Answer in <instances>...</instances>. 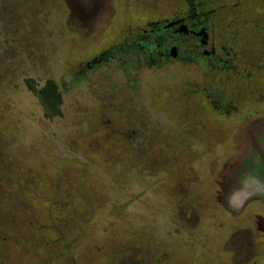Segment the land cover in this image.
I'll list each match as a JSON object with an SVG mask.
<instances>
[{"label":"rangeland","instance_id":"1","mask_svg":"<svg viewBox=\"0 0 264 264\" xmlns=\"http://www.w3.org/2000/svg\"><path fill=\"white\" fill-rule=\"evenodd\" d=\"M202 4L216 10L231 66L134 67L116 53L86 74L98 53L185 10V0H0V264H264V0ZM61 38L64 65L52 78L76 82L62 119L73 132L58 141L61 120L24 95L20 74L30 61L52 63ZM196 92L218 122L209 170L201 150L175 153L209 127V110L203 117L188 102ZM80 104L92 118L88 149L70 117ZM205 180L220 190L203 192Z\"/></svg>","mask_w":264,"mask_h":264},{"label":"flooded vegetation","instance_id":"2","mask_svg":"<svg viewBox=\"0 0 264 264\" xmlns=\"http://www.w3.org/2000/svg\"><path fill=\"white\" fill-rule=\"evenodd\" d=\"M206 0H185V10L173 15L168 19L148 21L133 39L113 46L100 54L102 59L108 55L111 57L112 50L116 49L118 54L124 56H135L139 63L140 59L151 65L169 61L170 59L197 61L200 60L209 68L224 70L229 65V47L226 40L219 42L223 34H219L215 28L213 13L215 9H206L202 2ZM172 24L171 26H168ZM168 26V27H165ZM136 28V27H135ZM220 31V30H219ZM175 48V56L171 57L170 50ZM107 60V59H106ZM100 64L98 58H93L86 67L92 69L94 65ZM205 66V67H206ZM214 78V77H213ZM202 188V187H201Z\"/></svg>","mask_w":264,"mask_h":264},{"label":"trees","instance_id":"3","mask_svg":"<svg viewBox=\"0 0 264 264\" xmlns=\"http://www.w3.org/2000/svg\"><path fill=\"white\" fill-rule=\"evenodd\" d=\"M51 13V12H50ZM58 11L54 10L51 13V16H48V21H49V26L53 29L56 28L57 23L55 24V22L58 20ZM60 15V14H59ZM55 39V35L53 36ZM62 41H65V39L61 38L60 42L63 44V46L61 48L57 47L58 50L56 51V54H53L52 56H50V60L51 58H53V62L50 63L49 61H45V67L42 68L39 63L37 64H33L32 61H30V63L28 64V68H30V70L26 71L24 69H22V73L21 78H22V85L20 87V89L23 91L25 96H29L32 100H35L37 102V104L43 109V113L46 116V118L48 120H50L52 123H57L61 120L62 123V119L65 118V114H64V110H65V91H67L69 88H72L74 83L76 82V80H63L62 83L60 85H58L55 80L52 78V75L54 74V71H56V73L60 72L61 67L64 65V59H62L61 57V50L63 47H65L64 43ZM60 44V43H59ZM61 52V53H60ZM103 53V52H101ZM101 53H98L97 56H95L94 58H98L100 61V64H96L94 65V68L90 69L88 67H86V65L82 66V68L85 70L86 74H91L94 69L102 64H105L107 62H109L110 60H112L111 56L108 55L106 57V59H102V57L100 56ZM112 54H116L117 51L116 49H113ZM119 53V52H118ZM121 55V54H120ZM123 57H133L135 58V56H124ZM93 59V58H92ZM92 59L87 63H90L92 61ZM52 61V60H51ZM121 62V61H118ZM127 64V63H125ZM134 67L138 65V62L136 60H134L133 63H131ZM151 66H154L153 64ZM203 66L205 67L206 65L203 64ZM205 68H209L208 66H206ZM264 70V69H263ZM56 75V74H55ZM14 91H16V88L14 89ZM18 92H15L13 94H16ZM166 96V95H164ZM71 98V96H70ZM166 102L170 105L171 104V100H166ZM188 102L189 104H191V108L196 109L195 106H197V109L201 110V115L203 117H207V111H208V116L210 117V114L212 113V111L214 110V106L212 105V103L210 102V99L206 98V93H201V92H196L194 94H191L188 98ZM209 107V109H205V107ZM88 109V110H87ZM81 113V114H80ZM195 120L200 121V119H202V117L200 116V119H198L195 115L196 112L193 113ZM92 116V115H91ZM70 117H75L78 118L77 120V124L79 126L78 129H80V131H82L81 137L80 139L83 140L85 139V143H86V149H88V144L91 141V138L88 137H84V131L86 133H88L87 131H89V123L91 122L92 118L90 117L89 114V107L86 105H75V108L73 110V114ZM53 118V119H52ZM210 117V124L208 129H205L203 133H201L202 135H197L194 138V142H193V146L190 144L188 150H185L182 152V149L176 148L178 149V151L175 153H178L179 151L184 155L188 154L190 151L192 153V155L195 153H200V150L204 153V155L201 156V165H200V170H209L208 166L210 165V162L212 160H214V162H216V156L213 155V153L211 151H209V149H207L206 145H209V148H213V144H215V140L218 138V135H216V133H218V130L216 128V124L218 123L216 120L214 121V118ZM70 119V118H69ZM74 118H71V120ZM76 128V125H75ZM97 131V129H96ZM62 132V133H61ZM73 132V125L71 126V124L67 121H64L62 123L61 126V131L58 135H55L54 133H52V138L58 140V141H63V139L65 137L70 138V134ZM90 135V133H88ZM205 135H208L207 138H205ZM91 136V135H90ZM203 139V140H201ZM77 152L78 153H82L83 150L79 149V148H83V147H78L76 146ZM184 148V147H183ZM205 150V151H204ZM188 152V153H187ZM84 157V156H82ZM190 158L188 161V165H190V167L195 168L196 165L193 164L191 162ZM105 179H108L107 177L103 178L101 180V183L104 185L105 183H107L105 181ZM202 189H203V185H201ZM217 188H214V181L211 183V185H209V183L207 184V181L205 180L204 182V189L203 192L205 193H209L212 194L213 192H216ZM139 199H143L142 197H140ZM137 202V200H136ZM133 203V201H131V204ZM153 205H157L156 203L152 202ZM238 212V210H236ZM151 224L153 226H158V221L156 219H154ZM262 233V232H261ZM259 233V235H261V237L264 234Z\"/></svg>","mask_w":264,"mask_h":264},{"label":"water","instance_id":"4","mask_svg":"<svg viewBox=\"0 0 264 264\" xmlns=\"http://www.w3.org/2000/svg\"><path fill=\"white\" fill-rule=\"evenodd\" d=\"M172 24H169L168 26H171ZM168 26H165V27H168ZM175 48H171V50H170V55H171V57H174L176 54H175V52H173V50H174Z\"/></svg>","mask_w":264,"mask_h":264}]
</instances>
